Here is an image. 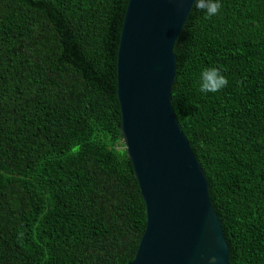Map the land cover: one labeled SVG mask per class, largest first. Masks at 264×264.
<instances>
[{
  "label": "trees",
  "instance_id": "1",
  "mask_svg": "<svg viewBox=\"0 0 264 264\" xmlns=\"http://www.w3.org/2000/svg\"><path fill=\"white\" fill-rule=\"evenodd\" d=\"M126 0H0V264H123L144 206L122 143ZM191 5L170 106L207 181L228 264H264V0ZM218 67L229 84L199 89Z\"/></svg>",
  "mask_w": 264,
  "mask_h": 264
},
{
  "label": "water",
  "instance_id": "2",
  "mask_svg": "<svg viewBox=\"0 0 264 264\" xmlns=\"http://www.w3.org/2000/svg\"><path fill=\"white\" fill-rule=\"evenodd\" d=\"M192 3L126 0L115 54L118 131L144 206L123 264H228L207 181L170 106L173 43Z\"/></svg>",
  "mask_w": 264,
  "mask_h": 264
},
{
  "label": "clouds",
  "instance_id": "3",
  "mask_svg": "<svg viewBox=\"0 0 264 264\" xmlns=\"http://www.w3.org/2000/svg\"><path fill=\"white\" fill-rule=\"evenodd\" d=\"M183 4L189 0H177ZM195 8L203 11L206 18H211L219 14L222 4L220 0H190ZM229 84L228 78L223 74L218 67H205L200 72L199 91L203 94L216 93L227 87Z\"/></svg>",
  "mask_w": 264,
  "mask_h": 264
}]
</instances>
